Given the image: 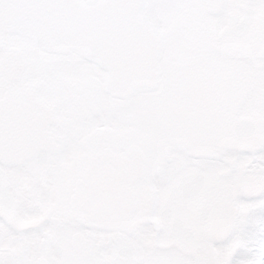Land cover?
Wrapping results in <instances>:
<instances>
[{
    "label": "snow or ice",
    "instance_id": "6c2138e0",
    "mask_svg": "<svg viewBox=\"0 0 264 264\" xmlns=\"http://www.w3.org/2000/svg\"><path fill=\"white\" fill-rule=\"evenodd\" d=\"M0 264H264V0H0Z\"/></svg>",
    "mask_w": 264,
    "mask_h": 264
}]
</instances>
